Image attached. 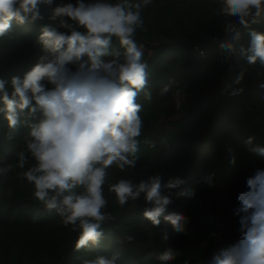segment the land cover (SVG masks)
Masks as SVG:
<instances>
[{
	"label": "trees",
	"instance_id": "1",
	"mask_svg": "<svg viewBox=\"0 0 264 264\" xmlns=\"http://www.w3.org/2000/svg\"><path fill=\"white\" fill-rule=\"evenodd\" d=\"M67 2L54 0L51 7L42 6L43 19L35 22L21 26L13 21L11 31L0 37V78H22L44 55L38 42L42 26L66 31L50 17L52 8ZM216 7L217 0H153L142 12L147 30H138L135 39L144 45L145 91L151 92L152 101H146L143 92L137 98L144 124L140 139L155 147L140 144L135 168L124 172L115 165L109 168L103 186L108 204L103 211L113 219L101 226L99 246L77 251L79 233L34 197L33 184L22 175L31 159L25 169L17 164L18 153L26 151L29 128L21 123L10 137L0 114V167L12 169L0 175V264H82L117 253L118 264H208L215 252L239 238L237 196L247 190V178L264 169V156L250 150L264 147V88L260 87L264 65L248 64L237 55L225 59L220 42L203 55L196 53L195 45L207 35L221 39L224 34L226 19L214 14ZM251 28L264 32V13ZM240 31L241 38L233 43L247 47L249 30ZM112 48H119L115 38ZM241 72L243 81L234 83ZM165 85L169 91L162 95ZM240 88L243 93L232 94ZM39 118L40 114L34 122ZM249 137L251 145L246 144ZM157 173L164 182L180 177L187 181L182 188L196 189L194 198L173 197L167 208L189 218L186 234H177L163 220L152 225L143 216L151 207L143 195L122 207L109 191V185L121 178L139 183ZM213 173L215 186L209 187L202 178ZM168 248L180 255L160 261L159 254Z\"/></svg>",
	"mask_w": 264,
	"mask_h": 264
},
{
	"label": "clouds",
	"instance_id": "2",
	"mask_svg": "<svg viewBox=\"0 0 264 264\" xmlns=\"http://www.w3.org/2000/svg\"><path fill=\"white\" fill-rule=\"evenodd\" d=\"M54 0H0V37L18 25L43 19L41 7H51ZM153 0H75L52 8L50 19L58 28L42 26L38 42L44 55L23 77L0 78V114L11 130L24 123L29 131L24 137L26 151L18 153V167L34 186V197L45 210L58 214L65 226L79 233L75 249L99 246L101 226L112 218L103 211L108 201L104 188L108 170L115 165L121 172L135 168L141 141V92L152 101L148 84L144 45L136 39L138 30L146 31L143 10ZM264 13V0H217L215 15L226 19L224 31L231 37L219 43L225 59L233 55L248 64L264 65V32L251 28ZM241 28L248 29L247 47L235 46ZM115 38L119 48L113 49ZM215 39V38H214ZM107 58V59H106ZM244 73L237 75L239 84ZM264 88V84L260 85ZM165 85L161 94L167 93ZM244 89L232 94L243 93ZM40 117L37 121V116ZM252 137L246 141L251 145ZM264 156V147L250 149ZM231 152L232 149H229ZM232 163H235L233 157ZM11 167H0L6 175ZM214 187V173L202 178ZM187 181L180 177L164 182L160 173L139 183L119 179L109 185L120 206L142 195L146 203L143 216L152 225L161 220L177 234H186L189 218L168 212L173 197L194 198L196 189L182 188ZM247 190L237 196L234 214L239 217V238L215 252L208 264H264V169H256L246 180ZM181 189L179 191H173ZM215 235V234H214ZM168 239V234H163ZM180 255L168 248L158 259L168 262ZM82 264H118V253L97 256Z\"/></svg>",
	"mask_w": 264,
	"mask_h": 264
},
{
	"label": "built area",
	"instance_id": "3",
	"mask_svg": "<svg viewBox=\"0 0 264 264\" xmlns=\"http://www.w3.org/2000/svg\"><path fill=\"white\" fill-rule=\"evenodd\" d=\"M241 28L240 30H242ZM212 35H207L205 39L202 42H199L195 45V51L197 54L203 55L209 48H212L216 46L219 42L224 41V40H229L231 37L227 35L224 31L223 36L221 39H214Z\"/></svg>",
	"mask_w": 264,
	"mask_h": 264
}]
</instances>
